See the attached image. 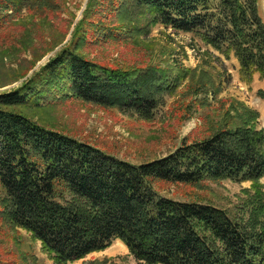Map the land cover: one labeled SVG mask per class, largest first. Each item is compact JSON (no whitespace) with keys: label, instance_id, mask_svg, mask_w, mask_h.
<instances>
[{"label":"trees","instance_id":"trees-1","mask_svg":"<svg viewBox=\"0 0 264 264\" xmlns=\"http://www.w3.org/2000/svg\"><path fill=\"white\" fill-rule=\"evenodd\" d=\"M130 1L145 8L149 24L196 33L225 58L232 53L244 82L255 74L264 78L258 0ZM32 3L0 0V33L8 11ZM48 5L36 0L34 6ZM120 7L125 19L129 8ZM185 78L207 102L212 90L218 91L206 86L207 71L114 67L89 60L78 47H65L20 86L0 92V222L29 232L56 264L102 251L114 240L145 264H264V193L256 190V198L231 216L212 204L173 199L156 189L161 183H258L264 176V128L255 110L232 104L214 132L139 165L46 128L25 112L39 109L44 95L55 90L61 99L147 118L159 97L173 93Z\"/></svg>","mask_w":264,"mask_h":264},{"label":"rangeland","instance_id":"rangeland-1","mask_svg":"<svg viewBox=\"0 0 264 264\" xmlns=\"http://www.w3.org/2000/svg\"><path fill=\"white\" fill-rule=\"evenodd\" d=\"M32 1V5L7 12L9 22L0 33V92L20 86L65 47H78L89 60L114 67L207 71L210 81L204 80L206 86L218 88L207 102L202 93L191 90V78L182 79L173 93L159 97L147 118L78 99H61L53 90L44 95L39 109H25L46 128L89 142L134 165L166 158L183 143L206 137L235 103L258 112L257 124L264 128V78L255 74L244 82L235 56L231 53L225 58L196 33L149 24L145 8L130 0H43L49 4L43 8ZM121 4L129 8L125 19ZM257 6L264 21V0H258ZM81 20L79 34L73 36ZM161 185L156 189L164 196L212 204L238 216L239 206L254 200L256 190L264 193V176L255 184L221 180ZM0 264L56 263L29 232L0 222ZM67 264L145 263L114 240L106 249Z\"/></svg>","mask_w":264,"mask_h":264}]
</instances>
